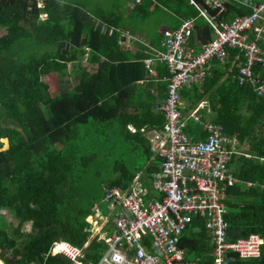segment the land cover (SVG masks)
<instances>
[{"label":"trees","instance_id":"16d2710c","mask_svg":"<svg viewBox=\"0 0 264 264\" xmlns=\"http://www.w3.org/2000/svg\"><path fill=\"white\" fill-rule=\"evenodd\" d=\"M31 1L0 0V108L8 120L0 126V139L7 140L5 149L0 142V211L6 209L9 217L6 224L0 219V260L3 264H70L65 258L45 255L60 237L82 247L88 224L81 216L101 199L102 182L126 189L136 173L142 172L143 179L157 171L158 159L152 157L139 130L163 126V113L156 104L167 95V83L161 77H169L167 69L159 66L155 86L140 89L137 81L147 74L139 62L143 53L126 56L118 45V32L99 34L92 29L93 17L133 31L132 22L162 15L165 6L180 12L187 2L140 0L129 10L122 4L128 0H115L118 6L100 12L89 8L88 0H49L48 17L40 20V9ZM234 7L227 6L225 17L235 16ZM189 8L193 13L184 17L196 16V10ZM237 10L239 15L250 13ZM195 25L198 38L206 39L203 20L197 19ZM87 47L96 52L94 75L86 74L81 65ZM235 52L229 51L231 58ZM231 58L222 65L231 71L228 77L214 72L202 92L193 86L181 91V99L190 109L209 101L205 120L221 126L227 136L235 134L241 142H251L250 157H238L231 164L232 175L240 182L227 189L226 234L233 241L255 233L263 243L259 257L240 259L230 254L229 264H264V100L256 97L250 85L239 86L233 80L236 69ZM68 63L73 65L69 73ZM253 73L264 81V66L255 65ZM65 80L71 87L65 88ZM243 107L250 113L244 118ZM129 108L135 113H129ZM128 124L136 131L129 132ZM187 129L191 138L205 139L203 132ZM140 159L149 161L150 168L143 169L137 163ZM90 176L97 177L92 179L94 189L85 190ZM68 212L76 215L64 227L63 216ZM25 223L30 224L28 232ZM179 246L189 258L213 248L203 221L189 224ZM99 249L101 244L93 240L83 259L96 262ZM200 262L209 261L202 258Z\"/></svg>","mask_w":264,"mask_h":264},{"label":"built area","instance_id":"2783aa9c","mask_svg":"<svg viewBox=\"0 0 264 264\" xmlns=\"http://www.w3.org/2000/svg\"><path fill=\"white\" fill-rule=\"evenodd\" d=\"M231 1L238 0H188L207 23L206 39L195 33V18L187 17L178 28L161 32V50L150 48L144 66L157 62L169 72L164 78L166 98L156 107L163 113V126L139 130L152 157L158 159V171L151 175L149 188L136 179L128 192L116 194L113 232L98 237L103 243L98 262L83 264H229L230 254L240 259L259 257L263 240L258 234L233 241L226 234L227 189L240 182L230 169L233 155L242 154L237 136L225 135L221 126L204 119V113L210 112L209 101L190 109L181 99L182 90L200 87L212 74V60L224 64L229 50L235 49L243 58L237 63L240 82L249 79L256 94L264 98V82L250 77L252 66H264L260 45L264 44V2L254 4L249 14L228 18ZM242 2L247 5L246 0ZM188 127L203 132L205 139L188 136ZM195 219L203 221L213 248L188 260L179 238ZM77 254L71 250L73 261ZM202 258L209 262L201 263Z\"/></svg>","mask_w":264,"mask_h":264},{"label":"clouds","instance_id":"9594fccd","mask_svg":"<svg viewBox=\"0 0 264 264\" xmlns=\"http://www.w3.org/2000/svg\"><path fill=\"white\" fill-rule=\"evenodd\" d=\"M35 1H36V7L38 9H40L39 19L41 18L42 15H48V13L45 10V7H46V4H47V2L49 0H35ZM129 2H130L131 8H133L135 5H138L140 3V0H131ZM32 3L33 2L31 1V4ZM125 3H127V2H124V4ZM89 8H91L93 10L92 7L89 6ZM131 8L129 7L128 9L130 10ZM92 29L94 31H98L99 34H101V35H108V36H110L113 33L118 32V34H119L118 45H119L121 51L128 52V50L131 48V46H134L136 43H138V44L141 45V47L144 48V52L142 50H140V52L143 53V56H144L145 51L149 53V57L151 56V52L152 51H151L150 48H152V47L150 45H147V43L141 41V39L139 37H137V36H131L130 33H132V32L129 31V30H126V29L121 28V27L109 25L104 20H102L101 18H97V17L96 18L93 17V20H92ZM124 34L127 35V38L126 39H124L125 38L124 37ZM146 48H147V50H146ZM154 49H156V48H154ZM158 50H161V49H158ZM235 50H236V52L234 53V55H233L232 58H231V55L229 53L228 56H227V58L224 60L226 62L227 60H229L231 58V64L236 69V71L234 72V75L232 77L233 80H235V82L239 86H242V85H250L251 88H252V90H253V92L255 93L256 97L264 100V98L259 97L256 94V92L254 91V86L255 85L249 79L245 83H241L240 82V77L242 75L240 74V70L237 67V63L240 62V60H243V58H239V56L237 54V53H239V50L238 49H235ZM85 51H86V53H84V55H86L89 52V53L93 54V57H94V60H95L96 52L93 49L87 47V48L84 49V52ZM145 59H143V57H142V59L139 60V62H141L143 64L144 69L147 70V74L145 75V77H147V79H149V80H156V81L159 80L160 79V77H159V74L160 73L158 72L157 67L163 66V65H161V64H159L157 62H154L153 65H151L150 67L146 68L144 66V60ZM101 60H103V58H101ZM254 66L251 67L250 77L252 79L256 80L257 83L258 82L261 83L257 79V77L254 76V73H253ZM257 66H259V65H257ZM212 70H213L212 71V74L214 72H219L221 74L227 75L222 69H220V67L219 68H214V65H213L212 66ZM229 72H231V71H229ZM212 74L209 77H211ZM145 77L142 80L137 81V83L138 84H142L144 82V80H146ZM209 77H207V78H209ZM161 78L164 81L165 76H162ZM262 82H264V81H262ZM203 84L200 87L196 86L198 88V91L199 92H202V86H203ZM159 104L160 103H157L156 105H159ZM182 104H183L184 107H187L188 108V106L186 104H184L183 102H182ZM128 130L130 132H132V133L136 131L135 128H134L135 131H131L130 129H128ZM2 140L5 141V147H3V149H5V148H7V140L5 138H1L0 139V142H2ZM237 140H238V150L241 151L242 154L241 155H233L234 158H233L232 162L236 158H238V157H244V158H249L250 157L249 152L243 149V142H241L240 139H238V137H237ZM230 169H231V166H230ZM157 171H158V167H157ZM136 179L138 180V182L144 188H148L149 187V186L148 187L147 186H144L139 181V179L137 177H133L132 182L128 185V187L126 189H123V188L117 187V186L102 185L101 188H102V191L103 192H102V197L99 200V203H96L95 202L92 205V207L90 208L89 212H87L86 214H84L83 216H81V218L84 220V222H86L88 224V226L85 227L84 230H83L85 233L88 234V236L86 238V241L82 244V247L77 248L76 246L71 245L65 238L60 237V238L55 239L53 241V243L51 244V246L49 248L48 253L45 256L46 257L48 255H50L52 257L59 256V257H62V258H65V259L69 260L70 264H76V262H80L82 264L83 263H86V262H91L92 263L93 261H91V260L83 259L84 258V250L87 249V248H89L90 243L93 240L96 243L101 244V249H102L103 243L102 242H98V237L102 233H104L102 231L107 227L108 224H110L111 225V228L113 229V226H112V223H111L112 218H111L110 222H107L106 220L103 221V222H101L102 219H106V216L105 215H101V211L99 209V204L100 203H105L106 204V209L109 210V211H114V214L113 215L115 217V213H116V211H118V209H117V207H115L113 205L115 203L113 199L116 198V194H120L121 195V193L128 192L130 190V188L133 186V183H134V181ZM249 183H251V182H249ZM2 210H6V209H2ZM75 215L76 214L74 212H68V214H66V215L63 216V220L62 221L67 222L64 227H67L68 225H70L73 222ZM86 215H88L90 218L95 219V221L97 222V227H93L91 225V223H90L91 221H88V219L85 218ZM101 224H103V227L99 231L98 228L100 227ZM28 230H30V224H29V229ZM101 249H99L98 252H97L98 258H97L96 262H98V260H99V256H100ZM71 250H75L78 253L76 255V261H73L71 259V257H70ZM0 262H2V261L0 260ZM96 262H93V263H96ZM2 264H3V262H2ZM31 264H34V263H31Z\"/></svg>","mask_w":264,"mask_h":264},{"label":"rangeland","instance_id":"374dc122","mask_svg":"<svg viewBox=\"0 0 264 264\" xmlns=\"http://www.w3.org/2000/svg\"><path fill=\"white\" fill-rule=\"evenodd\" d=\"M90 3H92L90 5V7L93 8L94 11H102L103 9L107 8L108 6L110 5H114V6H118L115 2V0H98L96 3H94L96 0H88ZM131 0H128L127 3L124 4V1L122 2V4H124L127 8H131L130 6V2ZM252 2H254L253 4H257V3H262V2H257V0H251ZM94 3V4H93ZM181 8L185 9L186 11H188L189 13H193V10H190L187 8V6H181ZM109 11H110V7H109ZM195 13V11H194ZM163 15V14H162ZM162 15H159V14H154V16L150 19H140V20H136L134 22H132V25H133V29L136 30V32H139V33H142L143 31V34L146 36L149 32H151L153 26H154V23L157 22L158 24V28H162V27H168L169 25H171L173 23V20H171L169 17H165V16H162ZM48 15H42L40 20H45ZM155 32V31H154ZM152 34H154L153 32H151ZM124 39L127 38V35L124 34ZM136 46H140L138 43L135 44ZM86 53V51H85ZM125 55L130 57V58H136L138 57L139 55V52L138 51H135L134 53H131V52H125ZM76 64V62H75ZM81 65L83 66L84 70H85V73L88 74V75H94L95 74V71H96V63L94 61V57H93V54L91 53H87L86 55H82L81 57ZM72 64L68 63L67 65V73L71 72V69H72ZM43 78H45L46 80L49 79V76L48 75H45L43 76ZM51 78V77H50ZM65 84V88H69L71 87V82L69 80H65L63 82ZM132 110V109H130ZM250 113L247 112V109L245 107H243V113H242V118L246 117L247 115H249ZM8 123V120L5 119V115H4V110L2 108H0V126L2 125H7ZM2 143V149L3 147H5V141L1 142ZM250 141L248 139H246L244 142H243V149L248 151L251 149V146H250ZM101 149V148H100ZM137 163L139 165L142 166L143 169H146V168H150V162L149 161H144V159H140L139 161H137ZM130 165H133V162H129ZM154 167V165H153ZM155 167L157 168L158 167V163L156 162V165ZM94 178V179H93ZM92 178V176H90L89 178L86 179L85 183H84V188L85 190H91L94 189V181L97 180V177L94 176ZM92 179L94 181H92ZM102 185H108V182L106 180H104L101 184ZM102 193V192H101ZM99 203V201H98ZM99 209L101 211V215H105L106 216V219H102L101 222L103 221H107V222H110L111 218L114 217V211H109L106 209V204L105 203H100L99 204ZM104 212V213H103ZM0 219L6 224L9 222V217H8V211L7 210H1L0 211ZM13 225H16V222H13ZM28 229H29V223H25V226H24V230L28 232ZM102 232H106L108 234L112 233L113 232V229L111 228V225L108 224L107 227L102 231ZM188 260H193L194 258H189L187 257ZM1 263V262H0ZM2 264V263H1Z\"/></svg>","mask_w":264,"mask_h":264},{"label":"crops","instance_id":"0c3cea01","mask_svg":"<svg viewBox=\"0 0 264 264\" xmlns=\"http://www.w3.org/2000/svg\"><path fill=\"white\" fill-rule=\"evenodd\" d=\"M183 1H185V2H187V4H186V6L188 7V9H190L189 7H193L194 8V6H192V5H190L189 4V2L187 1V0H183ZM246 2H247V5H245L243 2H242V0H238V1H231L228 5L229 6H236V8L234 7V9L236 10V12L237 13H235V16H239V12H238V10L237 9H239V8H243V9H248V10H250V12H251V10H252V7H253V3L254 2H252L251 0H246ZM257 2H264V0H257ZM183 6V5H182ZM152 9V8H151ZM195 9V8H194ZM181 11L180 12H182V15H179L178 13H180V12H178V11H174L173 9H169V8H167L166 6L163 8V15L162 16H165V17H169L171 20H173V23L171 24V25H169L168 27H162V28H158L159 26H158V24H157V22H155L154 23V26H153V28H152V30H151V32H153L154 34H152L151 32H149L146 36L143 34V31H142V33H139V32H136V28L133 30V31H131L132 33H130L131 34V36H137V37H139L140 39H141V41H143V42H145V43H147V45H150L152 48H156V49H162V45H161V42H162V34H161V32L165 29V28H170V29H176V28H178L179 27V25H180V23H181V20L183 19V18H187V17H184L186 14H189V12L188 11H186L185 9H183V8H181L180 9ZM191 10V9H190ZM196 10V9H195ZM197 12V11H196ZM181 14V13H180ZM231 14H232V12H231ZM233 15V14H232ZM189 17H192V18H195V20H197V19H201V20H203V25H201V27H207V23H206V21L202 18V17H199L198 16V12H197V14H196V16H190L189 15ZM155 31V32H154ZM140 45V44H139ZM261 45V47H263V50H264V44H260ZM138 50V52H140V50H142L143 52H144V48L143 47H141V45L140 46H136V45H134V46H131V48L128 50L129 52H131V53H134L135 51H137ZM146 50H147V48H146ZM149 57V53L148 52H146L145 51V53H144V56H143V59H145V58H148ZM228 61V60H227ZM226 61V62H227ZM212 62V66L214 65V68H219L220 67V69H222L225 73H227V72H229L230 70H224L223 68H222V65H224L223 63H222V61H220V60H212L211 61ZM231 66H232V64H231ZM222 75V77H224V78H226V77H228L227 75H223V74H221ZM213 76V75H212ZM145 79L146 80H144V82L142 83V84H138V87H140V89H148L150 86H152V84H153V86H155V84L157 83V81L156 80H149V79H147V77H145ZM150 92H154L153 91V88H151L150 89ZM260 99V98H259ZM263 100V99H262ZM160 101H162V100H160ZM159 102V101H158ZM157 102V103H158ZM159 103H161V102H159ZM130 109H132V110H130ZM129 113H135V110L133 109V108H129V110H127ZM130 127H132V128H135V127H133V125L132 124H128L127 126H126V128H127V130L128 129H130ZM142 128H146L147 129V127L145 126V127H142ZM141 129V128H140ZM149 129V128H148ZM129 131V130H128ZM130 132V131H129ZM132 133V132H131ZM142 137L144 138V140H145V142H146V145L148 146V142H147V140L145 139V137L142 135ZM195 139H196V136H195ZM194 139V140H195ZM156 171H153L152 173H150L148 176L147 175H144V178L142 179V172H138V173H136V175L134 176V177H137L138 179H139V181L144 185V186H150V180H151V175L153 174V173H155ZM149 188V187H148ZM88 219V221H91L90 223H91V225L93 226V227H97V222L95 221V219H93V218H90V217H88L87 218Z\"/></svg>","mask_w":264,"mask_h":264},{"label":"bare ground","instance_id":"6f19581e","mask_svg":"<svg viewBox=\"0 0 264 264\" xmlns=\"http://www.w3.org/2000/svg\"><path fill=\"white\" fill-rule=\"evenodd\" d=\"M125 35H126V34H125ZM156 48H157V47H156ZM156 107H157V106H156ZM147 129H148V128H147ZM185 132H186V130H185ZM186 133H187V132H186ZM88 217H89V216H88ZM227 224H228V223H227ZM187 255H188V254H187ZM187 257H188V256H187ZM187 259H188V258H187ZM190 259H191V258H190ZM191 260H192V259H191ZM1 263H2V262H1ZM1 263H0V264H1ZM201 263H202V262H201Z\"/></svg>","mask_w":264,"mask_h":264}]
</instances>
